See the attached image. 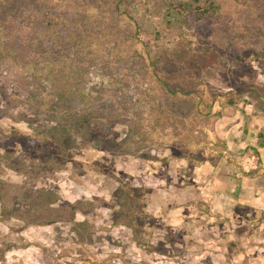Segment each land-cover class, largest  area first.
Here are the masks:
<instances>
[{
  "label": "rangeland",
  "instance_id": "rangeland-1",
  "mask_svg": "<svg viewBox=\"0 0 264 264\" xmlns=\"http://www.w3.org/2000/svg\"><path fill=\"white\" fill-rule=\"evenodd\" d=\"M224 1L218 20L192 26V52L181 69L170 76V88L177 89L187 110L185 117L177 118L170 111L171 94L158 97L170 119L167 123L154 120L151 101H145L146 93L124 85L131 76L124 66L128 45L116 41L114 50L125 54L121 66L104 70L102 62L113 60L114 51H109L113 41L101 38L102 45L95 39L87 41L83 50L86 89L106 87L95 105L115 118L121 114L132 118V128L139 130L138 135H132L127 121L103 123L96 136L97 147L92 140L76 141L60 152L58 147L44 143L29 124L42 130L54 124V117L45 106L35 107L50 88L40 71L2 61L0 57V264H143L145 261L139 260L138 254L134 261V255L126 251L140 247L146 255L154 249L163 260L180 255L175 251L180 245L179 234H172L164 223L156 225L159 216L147 211L150 197L146 187L139 203L143 213L136 212L133 219L134 224L137 219L144 222L143 230L138 232L140 244L134 242L131 229L125 225L130 237L118 239L112 235L113 227L121 226L111 223L113 209L119 204L116 180L133 188L143 187L134 181L140 172L151 171L157 165L164 172L176 166L180 170L182 159L201 157L206 147L229 166L223 152L236 154L210 146L213 118L229 106H249L264 113V5L260 0ZM116 19L122 26L129 25L123 15ZM112 84L124 87L123 94L109 91ZM153 87L156 89L157 85ZM164 96L167 101L162 103ZM122 100L123 106L119 103ZM139 136L143 140L137 139ZM36 148L57 156L55 166L39 167L35 152H31ZM253 153L262 163L259 155ZM7 157L31 165V171H16ZM27 189H47L56 195L50 217L48 213L41 218L37 212L30 215L26 211L23 192ZM64 202L74 204V220L83 222L84 227L69 223L67 212L55 214L54 209ZM2 208L5 213L1 215ZM45 219L51 222L47 224Z\"/></svg>",
  "mask_w": 264,
  "mask_h": 264
},
{
  "label": "trees",
  "instance_id": "trees-1",
  "mask_svg": "<svg viewBox=\"0 0 264 264\" xmlns=\"http://www.w3.org/2000/svg\"><path fill=\"white\" fill-rule=\"evenodd\" d=\"M254 1V0H252ZM224 0H0V57L2 61L40 71L43 81L50 88L48 95L36 102L45 106L54 117V124L44 130L29 124L44 143H50L62 152L77 142L98 145L96 136L103 123L127 121L128 132L138 135L139 130L132 128L133 121L124 115L115 118L95 105L102 99L106 87L86 89L87 71L84 69L83 50L87 41L95 39L98 45L104 44L101 38L113 41V60L105 59L103 69H116L121 66L123 52L115 51L117 40L128 45L124 66L130 78L124 85L146 93V102L151 101L152 113L158 123L170 121L164 114L163 105L158 102L159 95H172L168 107L177 118L185 117L187 111L177 89H171L170 76L183 66L186 56L192 52L190 29L203 22L218 20ZM264 5V1L260 0ZM255 7V6H254ZM258 7V6H257ZM123 15L129 25L122 26L116 17ZM229 43V42H228ZM139 44L141 48H139ZM1 63V62H0ZM41 64V68L39 65ZM119 68V67H118ZM156 84L157 88L153 87ZM132 85V86H131ZM129 88V89H130ZM109 91L123 94L122 86L109 85ZM122 92V93H121ZM163 102L167 101L164 96ZM156 102H158L156 104ZM121 106L124 100L119 102ZM155 106V107H154ZM187 113V112H186ZM24 120H28L23 118ZM121 119V120H119ZM143 140V137L139 138ZM26 144L31 145L25 139ZM258 155L254 147H250ZM38 166H55L57 156L45 154L36 148ZM60 157V156H58ZM16 171H31V165L21 160L6 158ZM118 182L115 193L118 207L113 209V225H125L131 229L135 243L140 244V231L144 222L135 213H143L142 193L144 187L133 188ZM0 188V204L2 203ZM57 200L56 195L47 189H27L23 192V204L30 215L36 212L44 217ZM131 200V201H130ZM89 203V202H84ZM131 205L130 208L127 206ZM77 208L64 202L54 209L55 214L69 215V223L84 227L83 222H75ZM4 214L2 208L1 215ZM138 214V215H139ZM150 218V216L148 215ZM127 219L131 222H128ZM45 223L51 222L45 219ZM141 226V227H140ZM139 227V229H138ZM139 232V234H138Z\"/></svg>",
  "mask_w": 264,
  "mask_h": 264
},
{
  "label": "crops",
  "instance_id": "crops-1",
  "mask_svg": "<svg viewBox=\"0 0 264 264\" xmlns=\"http://www.w3.org/2000/svg\"><path fill=\"white\" fill-rule=\"evenodd\" d=\"M212 122L210 146L236 155L254 147L264 164V113L249 106L223 107ZM176 167L164 172L157 165L138 172L134 181L149 189L147 211L159 216L155 224L164 223L172 234H179L175 251L180 255L163 260L154 249L146 255L140 247L126 250L132 259L138 254L143 264H264L260 174L228 166L209 147L201 157L182 159L181 171ZM112 235L130 237L123 225L113 227Z\"/></svg>",
  "mask_w": 264,
  "mask_h": 264
},
{
  "label": "built area",
  "instance_id": "built-area-1",
  "mask_svg": "<svg viewBox=\"0 0 264 264\" xmlns=\"http://www.w3.org/2000/svg\"><path fill=\"white\" fill-rule=\"evenodd\" d=\"M223 158L230 162V166L244 173L257 171L264 179V164L260 163L252 150L242 155H232L223 152Z\"/></svg>",
  "mask_w": 264,
  "mask_h": 264
}]
</instances>
